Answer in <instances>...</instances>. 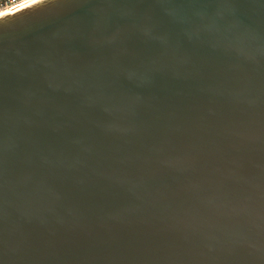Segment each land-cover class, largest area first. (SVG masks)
Returning <instances> with one entry per match:
<instances>
[{
    "label": "water",
    "instance_id": "1",
    "mask_svg": "<svg viewBox=\"0 0 264 264\" xmlns=\"http://www.w3.org/2000/svg\"><path fill=\"white\" fill-rule=\"evenodd\" d=\"M0 264H264V0L0 18Z\"/></svg>",
    "mask_w": 264,
    "mask_h": 264
},
{
    "label": "clouds",
    "instance_id": "2",
    "mask_svg": "<svg viewBox=\"0 0 264 264\" xmlns=\"http://www.w3.org/2000/svg\"><path fill=\"white\" fill-rule=\"evenodd\" d=\"M33 0H0V18L4 17L6 9H17L25 8L29 3H32Z\"/></svg>",
    "mask_w": 264,
    "mask_h": 264
},
{
    "label": "snow or ice",
    "instance_id": "3",
    "mask_svg": "<svg viewBox=\"0 0 264 264\" xmlns=\"http://www.w3.org/2000/svg\"><path fill=\"white\" fill-rule=\"evenodd\" d=\"M39 2H42V0H33V2L27 4V5L25 6V8H30V7H32V5L37 4V3H39ZM25 8L9 9V10L5 11L4 16H6V15H8V14L14 12V11H21V10H23V9H25Z\"/></svg>",
    "mask_w": 264,
    "mask_h": 264
},
{
    "label": "built area",
    "instance_id": "4",
    "mask_svg": "<svg viewBox=\"0 0 264 264\" xmlns=\"http://www.w3.org/2000/svg\"><path fill=\"white\" fill-rule=\"evenodd\" d=\"M8 9H6L5 11H7Z\"/></svg>",
    "mask_w": 264,
    "mask_h": 264
}]
</instances>
